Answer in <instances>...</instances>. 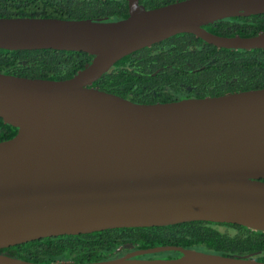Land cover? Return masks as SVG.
Instances as JSON below:
<instances>
[{
    "label": "water",
    "instance_id": "95a60500",
    "mask_svg": "<svg viewBox=\"0 0 264 264\" xmlns=\"http://www.w3.org/2000/svg\"><path fill=\"white\" fill-rule=\"evenodd\" d=\"M117 21L0 17V48L82 51L66 79L0 72V249L28 241L189 221L264 232V88L136 103L93 87L122 57L179 33L219 48H264V32L217 35L204 25L264 13V0H181L147 9L126 0ZM171 259H135L161 251ZM0 264H264L176 245L95 262Z\"/></svg>",
    "mask_w": 264,
    "mask_h": 264
},
{
    "label": "trees",
    "instance_id": "16d2710c",
    "mask_svg": "<svg viewBox=\"0 0 264 264\" xmlns=\"http://www.w3.org/2000/svg\"><path fill=\"white\" fill-rule=\"evenodd\" d=\"M181 0H139L147 9ZM128 16L126 0H0V17L101 19ZM225 36L264 32V13L226 17L203 26ZM82 51L0 48V72L43 79H66L91 62ZM93 87L136 103L177 101L264 88V48H219L192 33H179L136 50L115 62ZM17 128L0 118V141ZM185 249L264 262V232L232 223L189 221L166 226L112 228L77 235L44 237L1 248L0 253L38 263L95 262L155 246ZM161 251L135 259H171Z\"/></svg>",
    "mask_w": 264,
    "mask_h": 264
},
{
    "label": "rangeland",
    "instance_id": "374dc122",
    "mask_svg": "<svg viewBox=\"0 0 264 264\" xmlns=\"http://www.w3.org/2000/svg\"><path fill=\"white\" fill-rule=\"evenodd\" d=\"M155 259H164V258H155Z\"/></svg>",
    "mask_w": 264,
    "mask_h": 264
}]
</instances>
